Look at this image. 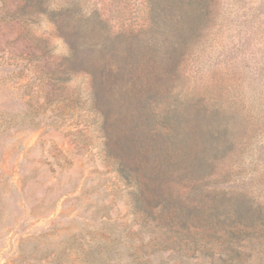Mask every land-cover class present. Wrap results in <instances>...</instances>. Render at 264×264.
I'll return each instance as SVG.
<instances>
[{"label":"rangeland","instance_id":"374dc122","mask_svg":"<svg viewBox=\"0 0 264 264\" xmlns=\"http://www.w3.org/2000/svg\"><path fill=\"white\" fill-rule=\"evenodd\" d=\"M172 1L160 0V12L178 14ZM47 2L96 47L84 69L104 80L110 147L138 171L145 205L184 197L208 209L224 196L264 213V0L184 7L202 14L187 48L148 26L147 0ZM18 29L0 23V264H233L218 243L207 244L212 255L163 249L170 234L129 213L131 189L106 157L98 124L76 118L84 110L63 124L49 112L34 63L15 56L25 45ZM24 32L57 61L69 53L45 16ZM100 43L120 47L113 57L97 53ZM91 86L82 68L66 84L82 105L90 104ZM199 157L203 169L190 174ZM256 227L241 241V264H264Z\"/></svg>","mask_w":264,"mask_h":264},{"label":"trees","instance_id":"16d2710c","mask_svg":"<svg viewBox=\"0 0 264 264\" xmlns=\"http://www.w3.org/2000/svg\"><path fill=\"white\" fill-rule=\"evenodd\" d=\"M207 1L174 0L172 1V7L179 9V12L175 15H168L160 12V0H147L150 10L147 17L148 26L165 40L173 37L178 46L187 48V43L194 36L192 25L202 19V14L196 11L194 13L185 11L184 7L192 9L198 7L200 2L205 4ZM64 13V9L50 10L47 0H17L15 4H12L10 0H0V23L15 24L19 28L15 39L25 41V45H22L19 54L15 56L27 63H34L32 65L34 70L33 80L37 82V88L43 93L44 105L50 104L53 106L49 112L54 113V117L58 121L60 120L61 124L64 123L63 120H72L74 112L77 111L76 109L89 113L87 116L78 113L76 118L81 117L82 123L98 124V131L102 134L103 145L106 148V157L111 159V166L124 186L131 189L129 213L136 219L141 220L143 225L150 222L154 225L153 228L160 229L159 231H163V234H170L172 241L170 244L165 243L163 249H169L174 253H194V251H198L202 255H212L214 246H207V244L218 243L220 246L218 253H225L229 262L235 261L233 264H241V241L248 235L249 230H253L258 226L259 235L264 239V213L252 209L242 201H236L230 205L224 196L217 201L214 200V204L208 209H204L198 206L196 202L193 203L192 199L184 197L171 200L162 198L154 207L145 205L144 184L138 171L122 157L117 156L110 147L113 138L109 130L107 114L102 109L103 102H106L102 92L103 87H105L104 80L99 77L98 73H92L84 69L87 53L92 52L96 47L94 48L89 43L86 35L79 37L76 33L67 29ZM43 16L53 22L56 31L68 45V55L59 61L51 56V49L48 46H42L34 38L24 40L25 35H28L27 32H24L26 26L35 23ZM100 44V49L96 50L97 53L107 50L110 54L112 52L113 57V52L120 47L118 43L110 46ZM126 49L130 56L132 49ZM0 53H4V49H0ZM24 67L25 65L21 66V68ZM81 68L92 80L89 105H85L86 103L84 105L80 104L79 98H73L74 94L68 92L66 87L72 75ZM115 69L118 70L119 67L116 66L110 69L108 73H112ZM100 72L103 75L105 69H101ZM85 107L87 108L85 109ZM96 117L99 122H97ZM42 119L45 120L43 115ZM210 135L214 137L213 133ZM191 164L195 168L192 167L194 170L190 174H200L199 172L204 167V159L199 157ZM181 166L188 169V165ZM200 185L201 183H198L195 187L198 188ZM204 197L205 195L199 201H202ZM186 202L187 204H185ZM166 211H170L171 216L168 219L165 218ZM201 241H203V244H200ZM109 249L107 253L111 252L113 247H109ZM155 251H158V249L153 248L150 253Z\"/></svg>","mask_w":264,"mask_h":264}]
</instances>
